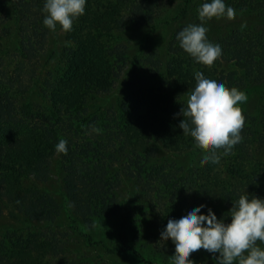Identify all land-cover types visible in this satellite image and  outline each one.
<instances>
[{"label":"trees","instance_id":"obj_1","mask_svg":"<svg viewBox=\"0 0 264 264\" xmlns=\"http://www.w3.org/2000/svg\"><path fill=\"white\" fill-rule=\"evenodd\" d=\"M6 2L13 4L20 34L16 51L21 59L11 73L8 66L14 57L6 48L0 49V216L8 209L11 216L35 229L25 238L0 234V264H152L145 239L158 236L142 229L145 224L140 217L145 220L152 214L163 215L167 221L168 216L205 204L227 223L229 210L241 195L264 199V0H226L234 5V16L214 14L203 22L208 38L219 41L223 48L210 64L195 62L176 38L184 27L201 23L198 8L210 0H181L178 12L171 17L178 23L166 46L170 87L155 94L151 87L132 85L118 109L116 136H104L105 125L92 137L82 135V141L78 137L87 132V126L101 122L91 112L84 114L94 94L110 90L123 67L117 58L109 59V46L98 39L111 30L104 22L106 12L96 10L87 0L85 13L65 32L76 46L65 45L57 52L34 45L33 37L40 38L42 33L38 29L40 18L26 17L29 0H1ZM114 2L106 11L129 6L134 26L147 24L153 29L156 23L167 20L173 9L171 0ZM118 23L122 26L124 20ZM34 58L42 59L36 63L39 73L33 67L28 84H23L19 76ZM222 65L228 71L214 78L248 97L239 104L245 118L240 133L243 139L229 154L221 155L218 164H201L206 150L195 144L191 133L179 128L183 116L174 114L187 104L196 83L195 71L202 69L207 75ZM29 87L36 88L42 99L39 106L19 102V92ZM254 96L252 109L249 102ZM60 139L67 141L66 154L55 151ZM169 151L171 158L185 157L184 164H175L174 159L170 162L165 156ZM129 155L135 156L132 167L138 169L139 176L159 182L162 195L156 197L153 210L134 205L128 187L125 195L119 191L123 189L119 168L123 169L122 161ZM110 156L120 164L114 168L118 179L109 177L108 164L101 163L111 160ZM54 175L60 179L56 195L39 185ZM151 223L149 227L155 225ZM164 237L168 242L161 247L170 251L171 245L174 249L171 237ZM92 247L118 259L83 252ZM119 257H129L130 261L121 263ZM189 258L199 264H216L213 254L203 249Z\"/></svg>","mask_w":264,"mask_h":264},{"label":"clouds","instance_id":"obj_2","mask_svg":"<svg viewBox=\"0 0 264 264\" xmlns=\"http://www.w3.org/2000/svg\"><path fill=\"white\" fill-rule=\"evenodd\" d=\"M87 0H45L42 12L46 13L43 25L55 31L72 30L74 19L85 13ZM234 16L236 9L226 0H210L198 8L200 24H189L177 34L180 47L195 62L213 63L223 51L219 41L207 36L204 21L214 14ZM196 83L188 94L186 106L174 116H183L179 128L191 133L195 144L205 149L201 164H218L221 155L229 154L242 141L241 130L245 118L239 104L247 101L246 93L206 75L202 69L194 73ZM98 131V129H97ZM67 141L60 139L55 145L57 154H66ZM223 152L220 153L219 150ZM206 209V212L202 211ZM230 222L218 219L211 207L200 204L188 208L178 216H168L160 235L170 236L174 264H196L190 255L198 250L213 254L216 264H264V199L241 195L229 210ZM218 254V255H217Z\"/></svg>","mask_w":264,"mask_h":264},{"label":"rangeland","instance_id":"obj_3","mask_svg":"<svg viewBox=\"0 0 264 264\" xmlns=\"http://www.w3.org/2000/svg\"><path fill=\"white\" fill-rule=\"evenodd\" d=\"M91 1L96 10L106 12L104 22L109 23L111 29L110 31L108 30L107 32H104V34H102L98 39L106 46H109V59L112 61V57L117 58L119 62L123 63V67L119 69V74L115 80V84L110 90L107 92L105 91L104 93H91L94 94L95 98L92 99L91 104L84 114H89L91 112L94 117L101 120V126L97 120L95 123H90V125L86 128L87 132L80 134L81 136L78 137V140L80 141L84 139L82 135H84V137H92L93 133H100L99 131L103 129L105 125L106 129L101 133H104V136H116L118 129L114 125L115 120L117 119L118 109L121 106V101L124 96L128 94L132 85L142 84L144 88L149 89L151 87L154 89L155 92H153L155 94H158L160 91H164L170 87L169 82L172 81V78L167 76L166 73V65L168 62L166 46L168 41L171 39L172 31L176 28L175 26H177L178 23L173 21V18L171 17L176 15L181 6V0H171L173 9L168 13V15L166 14L168 19L161 23H156V27L153 29L151 28V25L149 26L147 24L134 26V18H132L129 6L121 7L118 11H106L110 6L115 4L114 0ZM44 2L45 0H29L30 6L27 5L25 7L26 17H29L30 19H34L35 17L40 18L38 29L39 33H42V35L40 38L36 35L33 37V42L35 43L34 45L36 47H43V50L56 49L57 52H61L59 50H61L65 45H69L70 48L76 46L71 38H66L65 31H62L59 25L55 31H52L43 25V19L46 15V13L42 12ZM12 8V3L6 2L5 4H2L0 0V49L6 48L14 57L13 62L8 66L11 73L13 72L17 61H20L21 59L16 51L20 44V34L17 27L18 24L14 22L15 18L12 14ZM118 20H124V25L120 26ZM226 21L227 20H224V22ZM41 60L42 59L38 61L37 58H34L30 68L27 69V71L25 70L22 72L19 77L24 81L23 84H28V72H30L33 67H35V72L37 73L38 71L39 73L38 64L36 63ZM4 62L6 63V60ZM225 66L226 65H222L220 68L209 70L207 75L214 77L228 71V67ZM16 75L14 76V82L18 83ZM19 93L20 103L29 102L32 107L39 106L42 103V99L39 97L36 88L34 89L33 87H29L27 91ZM249 103L251 104L252 109H255V96L252 97ZM87 123H89V121H87ZM169 153L173 154L169 151L165 154V156L168 157L170 162L171 159H174L173 161L175 164L183 165V162L186 161L185 157L182 156V159H178L176 156L171 158ZM110 158L111 160H103L101 163L108 164L106 167L107 175H109V177L112 175L116 177L115 170L117 168H114L118 167L117 165L120 164H118V161L113 159L111 156ZM110 161H114L112 162L113 164H110ZM122 162L123 166L121 168L123 169L119 168V171L122 170L121 175L119 174V177L122 178L120 186L123 188L119 189L121 195H125L126 188L128 187L130 189L128 191L134 195L132 197V200L135 202L134 205H138L141 208L144 207L148 210H153V206L156 204V197L162 195V191H159L158 188L159 182L153 181V178L150 180L148 177L143 178L139 176L138 169L132 167V163L134 165L136 163L135 156H125ZM143 164L146 165L147 162L143 161ZM116 178L118 179V177ZM39 185L47 192L56 195L60 188V179L57 175H54L51 180ZM162 209L165 211L164 207H162ZM140 219L146 226L142 229L158 236L157 238H152V236L149 235V237H146L145 239V243L147 245L146 249L149 254L148 257L153 260L152 264H171L172 259L170 258V255L174 252L173 247L171 245L169 246L170 251L161 247L163 243L165 244V241L168 242L166 240L167 238L160 235V229L165 225L166 219H163V215L162 218H160L153 214L150 215L149 219L144 220V217H140ZM63 221L64 225H66L65 217H63ZM151 222L155 223V225L153 224L154 226L149 227V225L152 224ZM33 229H35V227L27 221L18 220L11 216L8 209H5L3 214L0 216V234L10 235L9 233H12L15 238L18 236L25 238ZM256 243L261 248H264V244H261L259 240ZM171 250L173 251L171 252ZM83 252L90 253L91 255L99 253L102 254L104 258L109 260L116 258L114 255L104 254L103 250L99 247L87 248ZM119 260L121 263H126L130 261V258L119 257ZM236 263L238 264V261H236Z\"/></svg>","mask_w":264,"mask_h":264}]
</instances>
